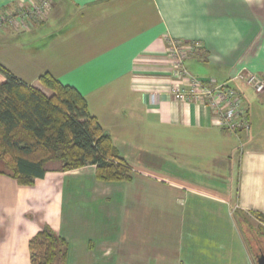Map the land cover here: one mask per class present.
<instances>
[{"label": "crops", "instance_id": "0c3cea01", "mask_svg": "<svg viewBox=\"0 0 264 264\" xmlns=\"http://www.w3.org/2000/svg\"><path fill=\"white\" fill-rule=\"evenodd\" d=\"M33 1L0 0V15ZM172 40L200 43L194 76L264 78V0H56L38 25L0 34V65L47 97L46 74L77 90L131 171L104 182L93 165L48 164L29 186L0 175V264H31L46 227L67 243L55 264H257L242 219L264 234V93L232 81L251 125L241 135L202 104L162 93L152 105L147 91L173 82Z\"/></svg>", "mask_w": 264, "mask_h": 264}, {"label": "trees", "instance_id": "16d2710c", "mask_svg": "<svg viewBox=\"0 0 264 264\" xmlns=\"http://www.w3.org/2000/svg\"><path fill=\"white\" fill-rule=\"evenodd\" d=\"M0 73L5 77L0 82V161L9 169L0 175L29 186L45 177L48 164L62 171L93 165L100 181L131 180V171L115 155L111 138L103 133L77 90L46 74L40 82L53 93L47 97L1 65ZM256 216L264 222L263 214ZM242 220L254 249L264 251V238L257 235L256 239ZM30 251L31 264H55L65 261L67 243L46 227L31 240Z\"/></svg>", "mask_w": 264, "mask_h": 264}, {"label": "built area", "instance_id": "2783aa9c", "mask_svg": "<svg viewBox=\"0 0 264 264\" xmlns=\"http://www.w3.org/2000/svg\"><path fill=\"white\" fill-rule=\"evenodd\" d=\"M56 0H35L20 6L14 12L0 15V34L8 30L25 31L42 22ZM165 53L171 65L173 82L167 87L147 91L152 105L162 101V93L178 101L198 103L209 108L215 124L236 135L249 134L251 130L248 108L243 95L232 81H240L256 94L264 93V78L248 70H241L233 80L219 83L215 78H200L192 75L185 62L191 54L201 48L200 43L186 44L172 40ZM115 162V161H113ZM116 163V162H115Z\"/></svg>", "mask_w": 264, "mask_h": 264}, {"label": "rangeland", "instance_id": "374dc122", "mask_svg": "<svg viewBox=\"0 0 264 264\" xmlns=\"http://www.w3.org/2000/svg\"><path fill=\"white\" fill-rule=\"evenodd\" d=\"M0 172H2V173H6V172L9 173L8 166L6 165L5 162L0 161ZM255 228L256 229H254V230L252 229V231H253L252 234H254L255 238L257 239L258 238L257 235H260V234L263 235L262 237L264 238V234H262V231L260 229H258L259 226H256L255 225ZM258 253H260V251H258Z\"/></svg>", "mask_w": 264, "mask_h": 264}, {"label": "water", "instance_id": "95a60500", "mask_svg": "<svg viewBox=\"0 0 264 264\" xmlns=\"http://www.w3.org/2000/svg\"><path fill=\"white\" fill-rule=\"evenodd\" d=\"M256 262L257 264H264V253H259L257 256H256Z\"/></svg>", "mask_w": 264, "mask_h": 264}]
</instances>
